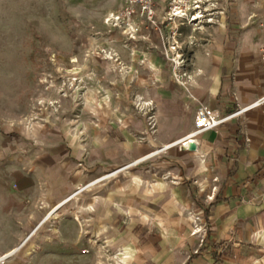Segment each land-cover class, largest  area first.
<instances>
[{"label":"rangeland","instance_id":"1","mask_svg":"<svg viewBox=\"0 0 264 264\" xmlns=\"http://www.w3.org/2000/svg\"><path fill=\"white\" fill-rule=\"evenodd\" d=\"M131 1L0 0V264H119L123 252L126 264H179L183 249L198 251L195 236L178 253L147 241L151 217L174 222L179 243L203 229L162 148L177 149L169 134L199 106L229 97L220 89L236 78L243 42L260 57L264 0H202L212 21L190 23L170 20L171 0ZM192 1L179 5L191 14ZM110 15L120 20L104 24ZM73 56L83 67L74 87Z\"/></svg>","mask_w":264,"mask_h":264},{"label":"crops","instance_id":"2","mask_svg":"<svg viewBox=\"0 0 264 264\" xmlns=\"http://www.w3.org/2000/svg\"><path fill=\"white\" fill-rule=\"evenodd\" d=\"M248 50L243 42L236 78L233 82L228 79L227 85L220 89L223 93L230 90L229 97L224 103L216 101L209 107L228 113L234 108L233 93L241 106H248L262 95L264 72L262 75L257 72L264 58L260 53L262 59L253 56ZM227 71L230 78L232 63ZM240 123L242 127L233 119L205 131L197 137L193 151L180 146V140L186 139L192 130L189 127L192 124L193 128V120L181 132L174 130L169 134V138L181 137L177 149L173 146L168 151L176 158L174 166L179 168L178 176L188 189L195 223L203 229L188 231L179 243L183 234L174 222L165 221L168 217L150 219L151 214L147 213L152 230L146 236L147 241L157 236L163 249L176 253L191 242L185 240L195 236L197 253L189 255L183 249L185 254L180 253L179 264H246L250 255L264 254V238H260L264 233V111L249 110ZM245 136L249 139L247 144ZM59 189L55 191L59 193Z\"/></svg>","mask_w":264,"mask_h":264},{"label":"built area","instance_id":"3","mask_svg":"<svg viewBox=\"0 0 264 264\" xmlns=\"http://www.w3.org/2000/svg\"><path fill=\"white\" fill-rule=\"evenodd\" d=\"M150 1V0H147ZM174 0L169 1V4L171 7V12L175 14L176 11L181 10L183 12L182 16L179 17V19L186 21V23L194 22L193 18L197 16V14L202 15V18H207V22H211L212 19L210 17L211 13H209L208 9L206 6H202L201 2L202 0H193L191 5L187 8L192 9L191 14H188L190 12H184L182 10V7L179 5V3L184 4L186 0H175V4L172 3ZM144 2L143 0H132L130 4V8L133 9L135 5H139L141 9L146 10L150 5L147 7H144L143 5L141 6V3ZM136 7V6H135ZM206 14V15H205ZM178 18V17H177ZM117 21L120 20V17L115 18ZM199 20V19H198ZM197 21V20H196ZM263 35L261 37L260 41V48H259V53L261 56L264 58V24H263ZM233 98H232V105H233V110L231 112L225 113L221 111L219 108H211L208 106H199L196 109L195 113V118L193 121V128L192 130L186 135V139L188 143L191 142V139H195L197 142V137H199L202 133L208 130H212L217 128L218 126L229 122L231 120H235L236 124L239 127H242L240 123V119L245 115V113L249 110L252 109H262L264 111V85L262 88V95L252 101L248 106H241L238 100V97L236 96L235 93H233ZM245 138V144L249 142L248 137ZM186 141L182 142L180 144L181 147L185 146ZM195 144V143H194ZM193 146V145H192ZM168 147L164 146L162 150H166Z\"/></svg>","mask_w":264,"mask_h":264},{"label":"bare ground","instance_id":"4","mask_svg":"<svg viewBox=\"0 0 264 264\" xmlns=\"http://www.w3.org/2000/svg\"><path fill=\"white\" fill-rule=\"evenodd\" d=\"M182 14H183V12L181 11V10H178V11H176L175 12V14H173V13H171V16H172V18H170V20H175L176 21V18L178 17H181L182 16ZM202 18V15H200V14H197V16H195L194 18H193V21H196V20H198V19H201ZM116 19H115V16L114 15H110L109 16V18L107 19V21H105L104 22V24H108L110 21H115ZM200 22H202V20L200 21ZM114 26H117V25H114ZM118 27H119V25H118ZM130 33H133V32H135V29L132 27V28H130ZM134 37V36H133ZM132 37V38H133ZM176 49V47H170V48H167V51H169V52H171V50H175ZM175 53V64H177L178 66H177V68H176V70H179L180 69V62L179 61H176L177 60V51H175L174 52ZM95 55H99L98 54V52L97 53H94ZM94 55V56H95ZM95 58V57H94ZM102 59H108V60H113V57H111L110 55L109 56H107V57H102ZM97 60V59H96ZM115 61V60H114ZM69 62L71 63V68L69 69V70H67L66 72L69 74V76H70V80H71V84L73 85V87H74V85H75V82L78 80V78H80L81 76H82V71H83V67H81L80 65L78 66L76 63H78V58H75L74 56L73 57H71V59L69 60ZM207 64V63H206ZM204 67V63L203 64H201V63H198L197 64V68H198V70H199V72H202V68ZM119 72H121V73H124V69L122 68H120L119 67V69H117ZM184 141H186V143H185V146L183 147V149H185V150H190V151H193V149H192V145L195 143H197L196 141H195V139H191V142L190 143H188V141H187V139H184V140H180V143H182V142H184ZM175 145V143H173V144H169V145H167L166 147H168V148H172L173 146ZM194 147V146H193ZM153 155V153H150V154H147V155H145V156H143L142 158H140L139 160H142V159H145V158H148V157H150V156H152ZM126 174H129V175H131L128 171L127 172H125ZM49 192H51V189L49 190ZM50 194V193H49ZM41 199L43 200V204H44V206H43V208L44 209H48V208H50V204H49V202L47 201V196H46V194L45 193H43L42 194V197H41ZM68 201V198H64V199H62L60 202H59V204H60V206L61 205H63V204H65L66 202ZM124 212H126L125 211V209H122ZM61 210H60V207L58 206V207H56L55 208V210H53L52 211V218L54 217L55 219H60L61 218ZM76 216V218L77 219H74L77 223H78V225H80L81 226V229L83 230V223H82V221L80 220V218H79V216L76 214V215H74V217ZM197 231H199V230H197ZM260 238H264V233L261 235V237ZM19 251L20 253H22L23 252V249H20V248H14L12 251H10V252H8V254H6V255H11L12 253H14V252H16V251ZM121 251V250H120ZM100 254L101 255H103V256H105V254L103 253V252H100ZM132 260V255H130L129 254V252H123V253H119L118 254V261H120V263L119 264H126V263H129V261H131ZM102 264H106V261L104 260L103 262H102Z\"/></svg>","mask_w":264,"mask_h":264},{"label":"trees","instance_id":"5","mask_svg":"<svg viewBox=\"0 0 264 264\" xmlns=\"http://www.w3.org/2000/svg\"><path fill=\"white\" fill-rule=\"evenodd\" d=\"M192 196L194 197V195L192 194Z\"/></svg>","mask_w":264,"mask_h":264},{"label":"water","instance_id":"6","mask_svg":"<svg viewBox=\"0 0 264 264\" xmlns=\"http://www.w3.org/2000/svg\"><path fill=\"white\" fill-rule=\"evenodd\" d=\"M192 148H193V146H192Z\"/></svg>","mask_w":264,"mask_h":264}]
</instances>
